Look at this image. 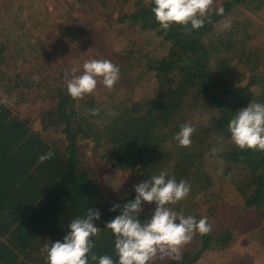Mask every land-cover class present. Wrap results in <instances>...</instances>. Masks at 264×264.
Wrapping results in <instances>:
<instances>
[{
	"label": "trees",
	"instance_id": "trees-1",
	"mask_svg": "<svg viewBox=\"0 0 264 264\" xmlns=\"http://www.w3.org/2000/svg\"><path fill=\"white\" fill-rule=\"evenodd\" d=\"M107 1L70 0L79 22L52 49L51 73L25 82L42 102L39 129L9 103L12 82L24 80L6 79L0 86L7 90L0 91V264H46L44 244L62 241L68 224L89 209L100 213L93 222L100 231L92 238V252L115 259L114 237L104 225L120 209H110L133 200L134 186L161 171L190 185L186 198L169 207L197 220L206 217L212 225L208 234L193 236L179 260L170 257L161 264H192L213 249L224 253L238 233L248 244L264 237V152L237 149L228 132L236 111L250 102L264 103V40H258L264 27L239 9L257 14L264 0H222L214 8L223 7L224 15L213 13L189 34L179 26L160 29L148 0H111L104 14ZM231 16L232 26L217 30ZM125 23L127 31L153 32L165 52L135 54V45L126 41L111 46L112 39L127 36L116 28ZM66 50H75L72 60L83 54L75 75L82 74L87 60L107 59L118 67L119 80L142 92L138 98H98L95 89L82 99L71 98L65 87L71 77L60 69ZM50 67L49 61L42 70ZM117 83L112 89L100 84L109 92ZM93 109L99 114L91 115ZM185 123L195 132L191 145L180 147L174 136ZM49 151L52 158L39 162ZM91 157L97 167L83 168ZM206 165H212L210 173ZM114 172L128 178L116 191L102 181V175ZM141 207L143 222L155 205Z\"/></svg>",
	"mask_w": 264,
	"mask_h": 264
},
{
	"label": "clouds",
	"instance_id": "clouds-1",
	"mask_svg": "<svg viewBox=\"0 0 264 264\" xmlns=\"http://www.w3.org/2000/svg\"><path fill=\"white\" fill-rule=\"evenodd\" d=\"M148 3L159 28L165 31L179 26L189 34L202 28L213 13L224 15L223 7L214 8L215 0H148ZM228 27L229 22L222 24V28ZM82 69V74L65 79L66 92L73 99L91 94L98 82L112 89L120 78L118 67L107 59L87 60ZM90 114L98 115L99 110H90ZM194 132L190 124H182L174 140L178 146L188 147ZM228 132L230 142L237 149L264 152V103L250 102L246 108L236 111L228 123ZM52 156L49 151L38 160L42 163ZM189 191L190 185L186 181L177 182L175 177L169 178L166 171L135 185V198L122 207L114 205L110 211L120 209V214L104 225L114 237L115 259L110 255L97 257L92 252V238L100 231L93 223L100 219V213L94 209L85 212L83 218L73 219L62 241L45 243L41 255L46 264H90V261L92 264H151L157 256L179 260L181 248L194 235L208 234L212 230L206 217L197 220L169 207L186 198ZM142 203L155 205L150 218L143 222L138 218Z\"/></svg>",
	"mask_w": 264,
	"mask_h": 264
},
{
	"label": "rangeland",
	"instance_id": "rangeland-1",
	"mask_svg": "<svg viewBox=\"0 0 264 264\" xmlns=\"http://www.w3.org/2000/svg\"><path fill=\"white\" fill-rule=\"evenodd\" d=\"M70 0H0V86L6 79H23V82L14 81L11 87V98L9 100L10 105L14 111L23 119L27 120L31 126L39 129V118L37 116L40 110V104L37 93H32L29 87L25 84L28 82L32 84L34 80H37L43 72L46 74L51 73L53 67V58L51 55L52 49L58 43V39L69 28H73L74 24L79 22L80 13H77L70 7ZM222 0H215L214 5H217ZM127 4V3H126ZM125 4V6H126ZM112 2L108 0L105 2L104 14H108L111 9ZM98 9V8H96ZM248 16L252 17L257 23L264 27V9L257 14L251 11L239 7ZM74 10V12H73ZM115 14V13H114ZM234 17L231 16L227 22L232 26ZM98 24L97 22L95 23ZM127 23L124 27H118L119 29H128ZM101 26H97L100 29ZM217 30L222 31V25L216 26ZM127 36H122L123 39L119 41H110L111 46L122 45L126 43H132L135 45V54L152 53L153 56H158L165 52L164 46L160 41V38L155 36L153 32H137L136 28H131L130 31H125ZM218 33V31L214 32ZM41 37L42 39H37ZM259 43L264 40V34H261L258 38ZM258 40L254 42L258 43ZM75 55V50H66L62 54L61 70L67 72L68 77H72L76 74L77 63L82 61L83 54L79 59L72 60ZM51 62V67L48 70L42 69ZM59 69V70H60ZM80 72V71H79ZM77 72V73H79ZM145 78L144 86H149V83ZM18 83V84H17ZM117 88L113 91H104L101 84L98 82L96 97L103 98L113 97L116 99L119 96H132L138 98L142 92L138 85L131 84L129 81L125 82L124 79H120L117 83ZM0 91H7L0 87ZM144 94V93H143ZM105 95V96H104ZM24 99L22 103L20 101ZM107 102V101H105ZM213 141L215 139L211 138ZM216 146L222 147L223 143L217 142ZM91 155H89L90 157ZM89 161L82 162V167L91 170L96 166V161L88 158ZM205 171L210 173L212 171V165L204 166ZM128 178L124 174L112 173L102 175V181L106 182V185L110 190H115L123 182H126ZM217 188V187H216ZM228 200V196L224 195ZM199 199H202L199 197ZM230 202V201H229ZM243 233H238L237 238L232 241L229 246H226L225 252L218 250H209V254L205 257L199 258L192 264H246V261L255 260L256 262L263 263L264 261V237L262 236L257 242L248 244L242 238ZM187 246H183V251ZM170 257L157 256L152 264H161L167 261Z\"/></svg>",
	"mask_w": 264,
	"mask_h": 264
}]
</instances>
